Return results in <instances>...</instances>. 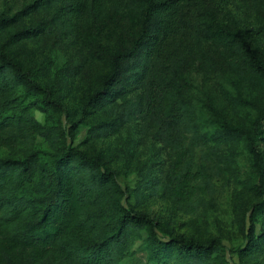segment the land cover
<instances>
[{
  "label": "trees",
  "instance_id": "trees-1",
  "mask_svg": "<svg viewBox=\"0 0 264 264\" xmlns=\"http://www.w3.org/2000/svg\"><path fill=\"white\" fill-rule=\"evenodd\" d=\"M222 1L32 0L0 16V30L24 13L52 11L42 18L45 27L52 23L69 30L92 47L94 59L109 64L102 85L87 93L88 102L111 109L114 116L95 124L94 133L108 134L131 118L140 119L154 125L153 138L173 154L166 173L142 174L138 186L160 190L182 211L196 212L213 200L220 176L234 183L233 162L222 145L243 138L253 156L248 188L259 194L257 205L264 206V156L257 147L264 109H257L250 127L232 123L206 93L202 104L214 115V131L202 132L189 119L192 84L186 72L192 57L208 58L218 51L264 90V61L255 43L264 17L241 31L220 16ZM234 1L252 13H264V0ZM121 18L137 27L135 36L102 41L104 33L117 31ZM41 31L37 23L0 42V148L21 150L19 156L0 151V264H120L141 228L151 236L145 249L154 264H210L223 245L220 238L183 232L158 237L159 219L121 202L114 166L93 149L61 145L58 130L20 102L17 88L25 84L43 93L32 100L42 111L60 105L54 85L30 78L4 47ZM129 89H138L136 96L121 99ZM231 101L255 105L237 85Z\"/></svg>",
  "mask_w": 264,
  "mask_h": 264
},
{
  "label": "rangeland",
  "instance_id": "rangeland-1",
  "mask_svg": "<svg viewBox=\"0 0 264 264\" xmlns=\"http://www.w3.org/2000/svg\"><path fill=\"white\" fill-rule=\"evenodd\" d=\"M31 1L0 0V16L11 15ZM219 14L228 24L241 31L250 30L258 23L259 17H264V13H252L242 5L237 6L234 0H223ZM52 15V11L36 9L22 14L8 28L0 30L2 42L11 33L25 27L39 23L42 28L39 34L7 43L4 47L30 78L43 85H54V96L60 105L42 111L32 100L43 93L25 84L17 88L20 102L27 103L40 121L58 130L61 145L65 143L93 149L101 154L106 163L114 166L116 178L122 187L121 202L132 204L159 219L163 227L161 230L155 229L158 237L166 239L176 232L200 239L217 236L223 245L214 253L210 264H264V206L257 205L259 194L248 188L252 179L253 156L245 140L235 139L222 145L224 153L229 154L233 162L234 183L231 178L220 176L217 179V194L209 204L196 212L182 211L160 190L150 191L138 186L142 174L151 176L153 170L160 175L166 173L173 160L172 152L153 138V124L136 118L124 122L111 133H94L95 124L109 121L114 116L111 109L88 102L87 93L91 86L102 85L109 64L94 59L92 47L75 39L69 30L52 23L45 27L42 18ZM136 30L137 27L129 24L126 18H121L117 31L104 33L101 38L102 41L116 42L120 34L133 38ZM255 37L264 61V28ZM189 62L186 72L192 84L189 89L192 99L189 119L197 123L202 132L214 131V115L202 104L207 93L230 122L250 127L257 109H264V90L257 79L241 66L237 67L223 58L218 51L208 58L192 57ZM232 80L255 105L233 104L231 98L235 95L236 85ZM137 92L138 89H129L121 99L133 98ZM260 130L262 133L257 138V147L264 156V121ZM38 140L39 144L46 146L40 137ZM0 151L13 156H19L21 152L19 148L7 151L3 147ZM251 226L253 238H250ZM150 238L148 232L141 228L140 235H137L120 264H154L145 249ZM253 242H256L255 245H252Z\"/></svg>",
  "mask_w": 264,
  "mask_h": 264
}]
</instances>
